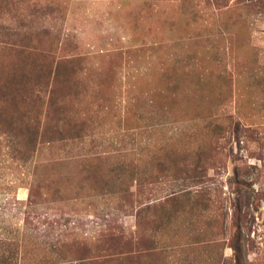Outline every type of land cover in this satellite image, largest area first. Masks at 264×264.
I'll use <instances>...</instances> for the list:
<instances>
[{
	"label": "rangeland",
	"instance_id": "obj_1",
	"mask_svg": "<svg viewBox=\"0 0 264 264\" xmlns=\"http://www.w3.org/2000/svg\"><path fill=\"white\" fill-rule=\"evenodd\" d=\"M0 264H264V0H0Z\"/></svg>",
	"mask_w": 264,
	"mask_h": 264
}]
</instances>
